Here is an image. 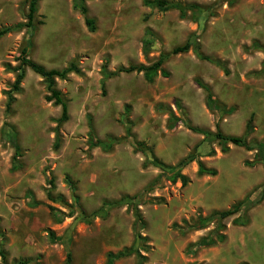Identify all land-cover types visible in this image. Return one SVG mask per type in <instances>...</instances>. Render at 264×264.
Here are the masks:
<instances>
[{"label":"rangeland","instance_id":"obj_1","mask_svg":"<svg viewBox=\"0 0 264 264\" xmlns=\"http://www.w3.org/2000/svg\"><path fill=\"white\" fill-rule=\"evenodd\" d=\"M175 1L208 8L193 21L174 9L144 6L142 0H88L87 15L95 26L89 31L72 0H38L32 31L22 28L0 37V230L6 255L0 264H105L106 254L130 246L136 232L145 238L137 242L145 256L140 264H264V187L250 196L258 201L246 210V224L233 223L238 212L220 220L222 240L194 255L185 252L187 244L216 230V220L184 234L173 227L228 209L264 183L255 149L228 143L223 151L211 135L219 130L240 136L250 118L247 139L264 141V51L251 47L253 42L264 46V0ZM26 12L25 0H0V28L25 21ZM146 29L154 35L147 50L142 46ZM187 39L204 55L223 61L227 73L197 58L192 44L162 63L165 76L158 72L148 80L142 72L101 73L103 65L112 72L150 64ZM28 40L34 62L61 69L75 61L81 71L55 81L67 104L62 123L56 121L60 106L45 99L42 77L28 67L5 113V91ZM196 79L234 110L220 115L209 110ZM89 122L93 138L121 137L126 122L132 137L102 151L89 144ZM187 124L211 134L194 132ZM133 140L169 165L197 154L182 168L189 179L185 186L162 176L146 194L159 201L137 205L142 223L135 222L131 203L118 200L140 193L160 170ZM14 142L20 148L19 167L11 171ZM198 162L215 174H199ZM47 190L69 206L48 199ZM136 260L132 254L113 264Z\"/></svg>","mask_w":264,"mask_h":264},{"label":"trees","instance_id":"obj_2","mask_svg":"<svg viewBox=\"0 0 264 264\" xmlns=\"http://www.w3.org/2000/svg\"><path fill=\"white\" fill-rule=\"evenodd\" d=\"M27 3V12L25 14V21L23 22H17L13 25L5 26L3 28H0V37L4 35L7 32L12 31H18L22 28H25L28 31H32L34 29V18L37 10V3L38 0H25ZM88 0H72V6L74 9H76L84 19V23L89 31H94V19L92 17H89L87 15V7L85 5V2ZM229 2L232 0H228ZM142 3L144 6L156 8L160 11H167L170 9L177 10L179 15L181 17H184L186 15H189V17L193 21H197L198 16L206 11L208 8L207 6H201L197 3H187V2H181V1H175V0H142ZM154 35L150 29H146L144 31V35L142 38V46L143 49L147 50L150 43L153 41ZM192 44V50L197 58L206 60L208 62H211L215 64L216 66L220 67L225 73H227V67L225 63L219 59L212 58L209 56L204 55L200 49L199 45L195 42H191L190 39H187L183 44L177 45L173 48H171L168 52H161L157 59L154 60L152 63L144 65V64H129L127 66H120L116 68L114 71L109 72L106 70L105 65L101 68V73L104 77H109L116 75L118 73H130V72H142L143 76L148 79L152 80L154 76L157 75L159 72L161 75L165 76L167 73L162 68V63L171 55H175L178 53L186 52L190 45ZM30 45L29 40L27 41L26 45L23 46L20 51L19 55L17 57V60L19 61L18 66L15 68L17 71L15 74V78L13 83L11 84L10 88L5 91L6 94V103H5V113L9 114L11 110V104L14 101V93L18 92L20 90L19 84L21 80L24 77V68L28 67L31 71L38 74L40 77H42L43 82L45 84V89L47 92V95L45 96V99L47 101H52L54 105L60 106V115L56 119L57 123H62L67 120L68 118V111H67V104L64 100L61 92L56 88L55 81L56 79L64 80L67 78L68 74L75 73L80 74L81 71L79 67L77 66L75 61H70L65 67L61 69H47L44 66L34 62L28 57V47ZM251 47L253 48H259L264 51V46H261L257 42H253L251 44ZM198 86H200L205 91V103L209 110H211L214 113L220 114H228L231 113L234 108L232 106L226 107L224 104L218 102L215 97L213 96L210 88L208 85L204 84L200 79L195 80ZM4 125H7L6 123ZM89 130L88 135L89 138V144L91 147H99L102 151L108 152L110 151L114 145L120 143L121 141L127 140L132 137L131 133V125L129 122H126L125 124V133L121 137H116L113 135H106L104 138H93L92 136V125L89 122ZM187 127L190 128L194 132H199L205 135H209L211 133H207L206 131L202 130L198 127H193L187 124ZM57 130V129H56ZM13 131V130H12ZM252 131V125H251V119L247 121L245 125V130L242 135H226L221 133L219 130H217L214 134H211L215 137V139L218 140L221 146V150H226L227 146L226 144H232L235 146H241L244 147L247 150L255 149L256 154L255 157L259 163H261L262 166H264V141H253L248 140L247 137ZM54 147L58 146V134L56 132L55 140L53 143ZM132 145L135 147V149H139L141 151L149 153V163L159 168L160 173L159 175L153 179L151 182L145 185L143 190L135 194L133 196H123L118 200V203H131L133 205V214L135 216V222L136 223H142V219L140 216V213L138 211L137 205L148 202V201H159L157 198H146V194L151 191L154 187H156L159 183V180L162 176L165 177L166 180L175 183L176 181H179L182 186H185L189 179L188 177L182 173V168L186 166L189 162L192 160H195L197 158V154L195 152H191L181 158L176 164L169 165L155 157L151 151L144 145L142 141L133 140ZM14 154H13V163L10 167L11 171L16 170L19 167L18 163V156L19 154V145L14 142ZM198 173L199 174H215V170L211 168H206L204 165L200 162H198ZM49 184L52 183V179L48 181ZM264 187V183L261 184L259 187L255 188L251 193H249L247 196H245L243 199L233 203L230 208L225 210H214L210 212L209 214L202 216L197 215L195 219L191 221L183 220L181 225L173 224V227L179 231V233L184 234L186 232L192 231V230H199L202 228H205L213 219L216 220V230H213L212 232L208 233L205 236L200 237L198 240L188 243L185 252L191 255L196 254L201 248L211 246L215 242L222 240L223 234L219 233L218 231L222 229V224H220V220L231 216L235 213H239L238 216H236L233 219V223L237 225H244L247 223V216L245 214L246 210L254 205L258 200L257 199H250V196L259 189V193L261 194V189ZM72 192L74 191L73 186L71 185ZM259 194V195H260ZM47 197L51 201H57L61 203L64 206H69L65 202H63L61 197H52L50 196V190H47ZM51 210H53L52 207H49ZM63 215V213H61ZM59 220L61 218H58ZM215 233L216 238L213 237V234ZM49 237L51 240H54L55 237L51 231L48 232ZM0 257L3 261H5V252L2 248V244L4 241H2L3 233L0 230ZM145 240L144 237H142L138 232L135 233V238L133 243L128 247H123L122 249L118 250L117 252H108L106 254V261L105 264H113L114 261L128 257L132 254H135L137 257L135 264H140L144 259L145 256L141 254L140 250L143 247L142 244H137V242H143ZM66 262H70L71 254L70 251L67 250L66 254ZM16 264H27V262L22 261L18 262ZM245 264V263H241Z\"/></svg>","mask_w":264,"mask_h":264}]
</instances>
